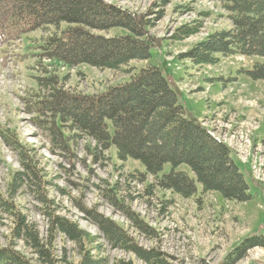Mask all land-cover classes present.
Instances as JSON below:
<instances>
[{
    "label": "rangeland",
    "instance_id": "374dc122",
    "mask_svg": "<svg viewBox=\"0 0 264 264\" xmlns=\"http://www.w3.org/2000/svg\"><path fill=\"white\" fill-rule=\"evenodd\" d=\"M131 13L149 15L150 35L156 40L147 61H134L137 70L157 67L182 105L185 117L198 121L231 148V156L249 187L251 200L236 203L215 192L182 198L160 190L156 179L145 174L136 160L117 159L113 147L102 150L82 136L63 148L44 130L47 118L29 114V101L38 87L36 77L49 74L66 77L65 88L85 94L99 93L107 86L124 83L127 75L100 71L81 64L61 65L38 57L44 33L36 30L0 48V193L6 195L15 173H25L18 151L8 142L23 146L28 164L41 178L45 202L37 200L24 180L11 200L26 223L34 227L54 259V264H76L81 248L58 231L49 232V215L67 220L91 238L85 245L89 256L109 264H153L108 240L92 215L98 214L120 226L129 245L147 257L151 253L164 264H221L245 237L264 234V81L240 73L257 58L230 56L215 65L194 66L179 56L214 32L231 26L228 13L217 0H105ZM201 23L198 31L183 39L173 36L183 26ZM65 25H61V29ZM125 36L122 28L101 33ZM112 130V129H111ZM67 136V134H65ZM74 134H70V136ZM8 140V141H7ZM97 148V149H95ZM165 164L160 175L170 173ZM176 171L192 174L187 166ZM133 213L138 223L124 212ZM15 218L0 210V248L11 246L28 264L41 260L31 242L14 234ZM50 242V243H49ZM264 264V248L250 249L234 264Z\"/></svg>",
    "mask_w": 264,
    "mask_h": 264
},
{
    "label": "trees",
    "instance_id": "16d2710c",
    "mask_svg": "<svg viewBox=\"0 0 264 264\" xmlns=\"http://www.w3.org/2000/svg\"><path fill=\"white\" fill-rule=\"evenodd\" d=\"M217 1L228 13L231 26L214 32L179 57L199 67L215 65L221 58L236 55L257 58L249 69H241L240 73L253 81H264V0ZM148 17L105 0H0V48L41 30L45 35L41 38L38 57L68 68L85 64L128 76L124 83L107 86L99 93L85 94L66 89V77L45 70V75L35 78L38 90L29 101L28 113L38 121L42 116L47 118L43 128L60 148L80 135L94 141L102 150L113 147L121 161L128 158L139 161L145 174L156 179L160 190L192 198L200 187L202 194L215 192L236 203L250 201L249 187L228 146L199 122L185 117L178 90L171 88L157 67L147 65L137 70L130 66L134 61H147L151 57L156 40L149 33L153 22ZM201 23L183 26L173 37L183 39L193 35ZM62 24L65 27L61 29ZM113 28L125 29L128 34L119 37L101 34ZM71 133L74 135L70 136ZM8 143L18 151L26 171L15 173L7 194L0 193V210L14 216L15 236L22 233L41 260L54 264L34 227L6 199L13 198L14 189L24 180L37 200L45 202L41 178L34 166L27 163L23 146L14 140ZM165 164H170L172 169L159 176ZM180 165L187 166L192 177L176 171ZM124 216L138 223L133 213L124 212ZM92 217L108 240L128 245V249L145 261L151 259L153 264H164L156 254L147 257L130 246L120 226L98 214ZM49 218L50 233L56 230L81 248L82 256L76 264H109L89 256L85 245L93 238L63 218L53 214ZM256 247L264 248V234L243 238L221 264H234ZM0 264L28 263L8 246L0 248Z\"/></svg>",
    "mask_w": 264,
    "mask_h": 264
}]
</instances>
